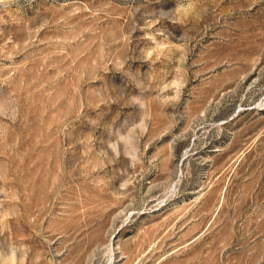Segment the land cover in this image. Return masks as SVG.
<instances>
[{
	"label": "rangeland",
	"instance_id": "374dc122",
	"mask_svg": "<svg viewBox=\"0 0 264 264\" xmlns=\"http://www.w3.org/2000/svg\"><path fill=\"white\" fill-rule=\"evenodd\" d=\"M0 264H264V0H0Z\"/></svg>",
	"mask_w": 264,
	"mask_h": 264
}]
</instances>
